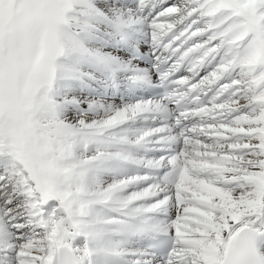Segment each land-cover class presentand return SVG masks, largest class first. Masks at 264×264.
<instances>
[{"label":"snow or ice","instance_id":"snow-or-ice-1","mask_svg":"<svg viewBox=\"0 0 264 264\" xmlns=\"http://www.w3.org/2000/svg\"><path fill=\"white\" fill-rule=\"evenodd\" d=\"M0 264H264V0H0Z\"/></svg>","mask_w":264,"mask_h":264}]
</instances>
